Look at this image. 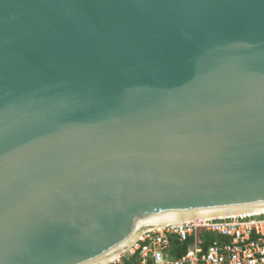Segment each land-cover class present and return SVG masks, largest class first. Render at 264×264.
<instances>
[{
  "label": "water",
  "instance_id": "water-1",
  "mask_svg": "<svg viewBox=\"0 0 264 264\" xmlns=\"http://www.w3.org/2000/svg\"><path fill=\"white\" fill-rule=\"evenodd\" d=\"M263 202L264 0H0V264Z\"/></svg>",
  "mask_w": 264,
  "mask_h": 264
},
{
  "label": "built area",
  "instance_id": "built-area-1",
  "mask_svg": "<svg viewBox=\"0 0 264 264\" xmlns=\"http://www.w3.org/2000/svg\"><path fill=\"white\" fill-rule=\"evenodd\" d=\"M174 240L184 247L180 257L172 253ZM107 264H264V213L149 229Z\"/></svg>",
  "mask_w": 264,
  "mask_h": 264
},
{
  "label": "bare ground",
  "instance_id": "bare-ground-1",
  "mask_svg": "<svg viewBox=\"0 0 264 264\" xmlns=\"http://www.w3.org/2000/svg\"><path fill=\"white\" fill-rule=\"evenodd\" d=\"M216 211L211 209L198 211L197 214H189V213H182V212H164L155 215L148 216L146 218L141 219L135 225L134 233L123 243L120 245L119 252H110L108 254L103 255L95 260L93 264H107L111 262L114 258H116L120 252L122 253L128 247H130L136 239L135 231H147L149 229L154 228H162L167 225H177L183 223H197L201 220H208L212 218H222L227 216L225 212ZM246 213H264V202L257 203L254 205H249L246 207H236L235 210H231L229 215H238V214H246ZM125 252V251H124Z\"/></svg>",
  "mask_w": 264,
  "mask_h": 264
},
{
  "label": "trees",
  "instance_id": "trees-1",
  "mask_svg": "<svg viewBox=\"0 0 264 264\" xmlns=\"http://www.w3.org/2000/svg\"><path fill=\"white\" fill-rule=\"evenodd\" d=\"M205 239H212V236L206 235ZM173 255L175 257H180L184 251L183 245H178L176 240L173 241Z\"/></svg>",
  "mask_w": 264,
  "mask_h": 264
},
{
  "label": "clouds",
  "instance_id": "clouds-1",
  "mask_svg": "<svg viewBox=\"0 0 264 264\" xmlns=\"http://www.w3.org/2000/svg\"><path fill=\"white\" fill-rule=\"evenodd\" d=\"M125 252H126V251H125ZM125 252H124V253H125Z\"/></svg>",
  "mask_w": 264,
  "mask_h": 264
}]
</instances>
